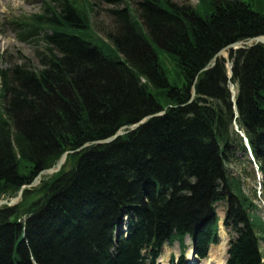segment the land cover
<instances>
[{
	"label": "trees",
	"instance_id": "obj_1",
	"mask_svg": "<svg viewBox=\"0 0 264 264\" xmlns=\"http://www.w3.org/2000/svg\"><path fill=\"white\" fill-rule=\"evenodd\" d=\"M39 1L40 13L9 24L20 42L43 46L41 68L0 69V200L28 186L20 205L0 209V264H155L165 244L184 250L196 234L205 258L221 201L236 234L227 264H264V220L226 169L236 146L248 152L236 122L264 175V45L229 51L231 79L223 58L204 71L228 46L264 37L263 0H123L103 37L91 0ZM157 46L174 57L183 88L169 85ZM152 88H169L170 107ZM67 152L58 174L32 185ZM124 218L129 233L118 237Z\"/></svg>",
	"mask_w": 264,
	"mask_h": 264
},
{
	"label": "rangeland",
	"instance_id": "obj_2",
	"mask_svg": "<svg viewBox=\"0 0 264 264\" xmlns=\"http://www.w3.org/2000/svg\"><path fill=\"white\" fill-rule=\"evenodd\" d=\"M92 4L94 5V24L96 26L97 32L103 37L105 33L112 29V22L113 20L109 16V11L114 9H124L126 7L125 2L120 0L117 4H114L111 0H91ZM142 0H129L133 7L139 6V3ZM171 2L184 6V5H192L196 6L198 4V0H170ZM264 2V0H263ZM41 2L39 0H0V69L7 70L12 67L14 64H21L24 61L30 60L32 64L37 69L41 68L39 58L37 57V51L43 49L41 44L35 43H23L17 40L16 33L13 31L12 27L10 26L8 20L18 17L23 14H34L40 13L42 10ZM264 13V3L261 10ZM41 47V49H40ZM157 53L159 55L160 65L164 69L169 85L171 87H178L183 88L185 85L184 76L181 73L180 68L177 66V63L174 57L167 52L166 50L162 49L161 47H156ZM228 58V52L226 53ZM228 61V59H227ZM231 64L228 61V67ZM228 70V69H227ZM193 90V89H192ZM169 91V88L163 90H157L155 88L151 89V93L158 99L159 104L165 108L170 107L169 98L164 93ZM240 130V129H239ZM235 132H237L234 130ZM241 131V130H240ZM258 163V162H257ZM255 162L250 154L247 151H242L236 146L233 152V161L227 164V172L228 177L230 180L234 179L239 182L240 188L244 195L249 197L253 203L257 207V214L262 217L264 220V175L260 170V165ZM67 170L69 169V165H66ZM56 175V174H54ZM54 175L45 174L41 176V181L45 177H52ZM37 179V178H36ZM35 179V180H36ZM40 181V182H41ZM35 182V181H34ZM40 182L37 185H33L38 187ZM14 198L9 199H1L0 201H8L10 202ZM20 201L15 204L14 206H1L3 207H15L20 205ZM216 214L220 217L224 215L227 211V201H223L215 205ZM22 220H26L24 217ZM126 224V223H125ZM224 232L225 238L229 242L236 237V234L232 231L231 228L225 227L221 233ZM123 233H125L123 231ZM221 239L219 240V245L210 247L208 257L204 260H200L196 262L193 254L192 263L197 264H206L210 262V253L215 248L220 247L223 242L222 234H219ZM186 255L185 262L186 264L190 263L189 255L190 252L193 250V241L189 238L186 240ZM261 249L264 250V244L261 243ZM192 253V252H191ZM182 258L181 255V248L178 244L174 245H165L162 249L161 256L156 264H178L180 259Z\"/></svg>",
	"mask_w": 264,
	"mask_h": 264
},
{
	"label": "water",
	"instance_id": "obj_3",
	"mask_svg": "<svg viewBox=\"0 0 264 264\" xmlns=\"http://www.w3.org/2000/svg\"><path fill=\"white\" fill-rule=\"evenodd\" d=\"M259 44L264 45V37H256V38H253V39H250V40H247V41H243V42H238V43L232 44V45L228 46L227 48H225V49L221 50L220 52H218L217 55L214 57L212 63L208 67H206L204 69V71H208L212 67H214L216 62L218 61V59H220V58H225L226 59L225 55L230 50H233V51L246 50V49L252 48V47H254L256 45H259ZM228 70H230L229 76L231 78V76H232V64H229ZM204 71H202V72H204ZM196 81H197V78H196ZM230 90H231V93H232V101H233V103L235 105L236 104V94H235V87L232 84L230 85ZM191 96H192V101H193L195 99V97H196V89H195V87H193ZM234 107H235V114L238 116V112H237L236 106H234ZM164 114H165V112L147 116V117L143 118L140 122L136 123L135 125H132L130 127H126L125 129H121L114 136H112V137H110L108 139H105L103 141H98V142H96V144L97 145H102V144L112 143L115 140H117L118 138H120V137H122V136H124L126 134H130V133L136 131L137 129L140 128V126L144 125L145 123H147L151 119L156 118V117H161ZM234 125H235L234 126L235 130L238 131L239 130L238 125L236 123ZM242 136L245 139L246 146L248 148H250V145H249L247 137L245 135H243V134H242ZM87 146L88 145H85L84 148L87 147ZM71 153L72 152L65 153L62 156V158L60 159V161L58 162V164L56 165V167L41 172L39 174V176L37 177V179L35 180V182L33 183V185H37L41 181V176L42 175H45V174L54 175V174L59 173L62 170L64 164L66 163L68 155L71 154ZM27 188H28V186H24L21 189V191L19 192L18 196L16 198L12 199L10 202L4 201V200L0 201V207L1 206H6V205L7 206H14L15 204H17L20 201V199H22L23 193H24V191Z\"/></svg>",
	"mask_w": 264,
	"mask_h": 264
},
{
	"label": "bare ground",
	"instance_id": "obj_4",
	"mask_svg": "<svg viewBox=\"0 0 264 264\" xmlns=\"http://www.w3.org/2000/svg\"><path fill=\"white\" fill-rule=\"evenodd\" d=\"M229 74H230V70H228V75ZM231 84L232 83H230V85ZM230 85H229V87H230ZM232 85L235 87V94H237L236 86L234 84H232ZM238 132L241 134V136H242V134L245 135L240 130H238ZM221 218H224V215L221 216ZM221 234H222L223 242L220 245V247L215 248V250L213 249L211 251V253H210V262H208L206 264H225L226 259H227V251H228L229 240L227 241V239L225 238L224 232H222ZM191 254L192 253H190V255L188 257L192 260Z\"/></svg>",
	"mask_w": 264,
	"mask_h": 264
}]
</instances>
